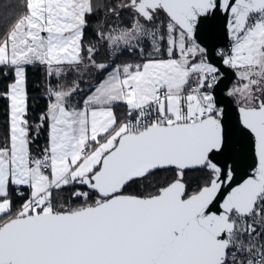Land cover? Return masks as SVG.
<instances>
[{"label":"snow or ice","instance_id":"6c2138e0","mask_svg":"<svg viewBox=\"0 0 264 264\" xmlns=\"http://www.w3.org/2000/svg\"><path fill=\"white\" fill-rule=\"evenodd\" d=\"M17 7L0 31L13 78L0 93V264H264V0ZM36 64L49 102L32 120ZM188 171L200 174L191 193ZM137 182L155 191H126Z\"/></svg>","mask_w":264,"mask_h":264},{"label":"trees","instance_id":"16d2710c","mask_svg":"<svg viewBox=\"0 0 264 264\" xmlns=\"http://www.w3.org/2000/svg\"><path fill=\"white\" fill-rule=\"evenodd\" d=\"M22 0H0V31L4 30L9 23L14 22V18L16 14L20 11L17 7L18 3H21ZM129 15L128 12L122 13V18H126ZM114 18H110L111 20ZM95 24V20L90 18L89 20V27L85 30V35L83 39L84 45H88L90 41L94 40L92 27ZM97 59H108L110 57L106 56L104 49H100L99 54L97 55ZM120 63V61H116ZM73 77L69 76L68 79L71 80ZM11 74L5 75L4 72H0V93L4 91V86L12 82ZM48 79L45 75L44 67L36 64L34 66H28L26 70V93H27V104H28V111L29 115L32 120H35L44 110L46 105L48 104V93L46 92V88L48 86ZM56 83L55 79L52 80V84ZM10 101L4 99L0 96V133H2L7 125V121L9 119L7 115V109ZM123 107L124 112L126 111L124 105L120 104ZM120 106H116L115 109L119 110ZM118 107V108H117ZM119 116V115H118ZM122 117V116H121ZM46 136L45 134H41L40 139L36 140L35 143L32 145V150L35 153L37 149L42 148L45 144ZM171 173L169 172H158L156 177L153 179V184L157 187L164 186V182L170 179ZM185 180L188 184V191L191 193L196 185L200 182V174L195 171H188L185 176ZM68 191L62 194V199L59 201L60 203H64L67 201L68 204L73 203L68 198ZM127 192L132 194H145L149 191H155V188L148 187L147 184L137 182L131 184L127 189ZM17 203L22 202L20 198H16ZM75 203H79L76 201Z\"/></svg>","mask_w":264,"mask_h":264},{"label":"water","instance_id":"95a60500","mask_svg":"<svg viewBox=\"0 0 264 264\" xmlns=\"http://www.w3.org/2000/svg\"><path fill=\"white\" fill-rule=\"evenodd\" d=\"M221 40H222V43L219 45L220 47L230 45L229 39L223 34L221 35ZM236 148L238 152L243 153V155L247 158L248 162H251V159H252L251 150L247 142L241 143L239 142V140H237Z\"/></svg>","mask_w":264,"mask_h":264},{"label":"crops","instance_id":"0c3cea01","mask_svg":"<svg viewBox=\"0 0 264 264\" xmlns=\"http://www.w3.org/2000/svg\"><path fill=\"white\" fill-rule=\"evenodd\" d=\"M123 105V104H122ZM117 106H120V104H118ZM118 108V107H117ZM115 111H116V113H117V115H119V116H123L124 115V109H123V107L122 106H120L119 107V110L117 109H115Z\"/></svg>","mask_w":264,"mask_h":264},{"label":"built area","instance_id":"2783aa9c","mask_svg":"<svg viewBox=\"0 0 264 264\" xmlns=\"http://www.w3.org/2000/svg\"><path fill=\"white\" fill-rule=\"evenodd\" d=\"M229 47H230V45H226V46H223L222 48L227 49Z\"/></svg>","mask_w":264,"mask_h":264}]
</instances>
